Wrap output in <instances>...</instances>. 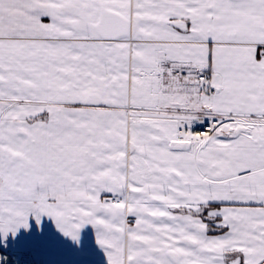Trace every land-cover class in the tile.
<instances>
[{
  "label": "snow or ice",
  "instance_id": "6c2138e0",
  "mask_svg": "<svg viewBox=\"0 0 264 264\" xmlns=\"http://www.w3.org/2000/svg\"><path fill=\"white\" fill-rule=\"evenodd\" d=\"M0 264H264V0H0Z\"/></svg>",
  "mask_w": 264,
  "mask_h": 264
}]
</instances>
